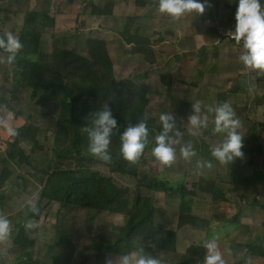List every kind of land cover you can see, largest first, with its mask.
I'll use <instances>...</instances> for the list:
<instances>
[{
    "label": "rangeland",
    "instance_id": "obj_1",
    "mask_svg": "<svg viewBox=\"0 0 264 264\" xmlns=\"http://www.w3.org/2000/svg\"><path fill=\"white\" fill-rule=\"evenodd\" d=\"M46 1L30 0L28 6L29 10L39 7L44 11H48L55 19V26L46 28L42 34V51L51 52L54 45L59 42L86 55L85 39L89 36L99 37L105 40L110 49V54L115 60L117 81L132 80L136 85L146 88L150 92L147 115L156 120V125L149 132V142L146 146L148 149H153L156 146L155 138L160 134L158 128H162L159 116L170 114V100L172 97L188 100L185 101L190 105L188 114L180 118L182 133L179 134L178 141L175 144V160L169 165H164L148 155L146 163L142 165L139 171V176H148L149 179L156 178L172 186L186 184L191 189H194V185H197L202 179L205 181L214 180L216 186L225 193V201L218 204L213 203L211 195L199 192L196 186L197 196L193 198L192 213L207 218L213 213H225L228 219H232L236 215H242V218L239 227L234 229L221 228L217 225L212 227L209 232L194 231L189 228L182 230L178 237L179 250L184 252L192 245H205L208 241L215 240L225 264H264V255L261 257L250 256L244 252L239 253L237 256L234 255V242L254 241L257 236L264 232V207L257 205L253 208L242 199L246 196L250 202L256 200L258 203H264V180L260 181L259 177L256 180L253 178L252 173L246 168L245 158H242L240 164L234 162L231 165H222L211 156V147L221 143L224 134H216L214 138H209L205 134L206 129H201L196 135H192L191 132L195 130L187 124L188 117L193 114L192 104L199 102L201 116L207 117L210 130L214 128V113L209 109H214L217 106V101H212L211 96V93L213 94L215 91L209 90L210 93L209 91L204 93V87L217 88L220 91H216L217 93L225 90L226 92L240 90L241 97L233 95L226 102L230 103L235 112V117L241 122L239 132L244 136V142L248 141L251 135L250 130L244 127L246 118L253 123L264 122V108H257L254 98V94L256 97L258 96L257 90H254L251 95L248 91L254 85V82L256 83L255 72L257 71L245 68L238 59L243 52V48L231 45L226 39L219 42L217 40L218 35L214 32L218 23L216 25L213 23L206 25L204 22L199 24L203 19L204 21L207 19L205 16L195 13L188 14L189 20L193 24L197 22L198 18L202 19V21H198L196 26V28L201 27L202 40L193 38L197 34L194 31L192 35L191 24L182 19L181 22L174 21L171 16L160 13L156 6L137 9L133 5L134 0H115L112 15H103L96 19L90 14L92 5L98 6L104 0H53L50 3ZM157 1L159 3V0ZM234 3L235 0H221L218 6L221 20L235 15L232 11ZM212 6L207 5V7ZM6 13L9 20H5ZM23 15L13 13L10 2H0V35L4 36L7 32H12L20 38V32L24 24ZM129 17L142 19L136 20L133 32L138 26L144 25L147 28L145 35L150 37L152 42H155L157 66L147 64L139 56H122L123 51L131 49L120 37V33L123 31ZM82 23L85 25L81 26ZM202 26H205L208 30H203ZM160 36L162 41L157 43ZM187 38L193 40L185 43ZM174 42L179 45L178 48H175ZM223 43L225 46H223ZM204 49L207 50L204 51ZM200 50L202 53H206L209 59H211L212 54H217V51L220 50L222 52L220 60L223 63L221 65L227 64L228 68L225 70L221 67L217 73H206L213 62L201 65V59H198L196 55V51ZM181 53L186 58L178 64L175 62L174 56L176 58V55ZM7 56L0 52V99L2 101H9V91L12 90L16 81L15 62L9 65ZM182 64L187 68V77L190 75L191 79L198 82L202 81L198 92L189 89L167 90L162 84L161 76L170 72L176 74V69ZM198 69L204 72L202 80L198 74ZM258 74L264 76V72ZM17 97L18 100L16 101L19 102L6 103L4 109L0 110L2 111L0 117L5 118L10 114L9 123L16 129L28 122L30 116L34 117V122L42 129L38 136L41 149H35L34 151L30 147L24 146V148L29 155L43 165L49 157L53 145V124L58 119L61 100L56 99L41 109L35 106L36 100L31 99L30 90L20 91ZM174 117L177 118L178 115ZM247 126L252 127V124L247 123ZM8 141H13V137L8 136L5 130L0 128V163L6 158ZM188 143L192 144L196 155L190 160H185L180 154V148ZM195 145L200 148L195 150ZM205 149H208L209 153H205ZM207 162H211V168L200 166ZM261 165H263L262 170L264 171V163ZM1 168L0 164V175ZM9 170L12 173L11 177L4 185L0 184V200L2 199L0 214L9 219L12 231L8 239L0 241V264H21L26 259L20 257V253L14 250L13 241L19 231L20 214L33 201V198L37 197L40 188L30 177L26 178L28 173H34L28 167L16 168L11 165ZM23 177L25 178L23 179ZM116 179L126 185L133 186L131 180L120 177H116ZM142 194L153 200L157 212V225L176 230L179 198H166L164 194L146 188L142 189ZM44 206L45 211L42 218L39 221H31L36 227L26 228L29 238L36 241V247L33 250L34 261L41 264H97V261L101 259L99 264H106V260L117 257H105L103 255L109 247V243H114L116 236L119 235V230L125 223L123 215L108 212L88 214L87 211H80L69 218L64 217V214H58V205L56 204L47 205V202H45ZM256 245L264 248V240L257 242Z\"/></svg>",
    "mask_w": 264,
    "mask_h": 264
},
{
    "label": "trees",
    "instance_id": "obj_2",
    "mask_svg": "<svg viewBox=\"0 0 264 264\" xmlns=\"http://www.w3.org/2000/svg\"><path fill=\"white\" fill-rule=\"evenodd\" d=\"M3 1L10 2L13 13L24 14V24L19 38L22 48L15 60L16 81L12 90L9 91V101L0 99V110L4 109L6 103H18L19 101H16L18 93L24 89L31 91V99L36 100L35 106L41 109L56 99L61 100L58 119L53 124V145L43 165L29 155L24 148V146L30 147L34 151L41 149L38 136L42 129L36 125L33 116H30L28 122L17 129L18 135L13 137V141L7 142L6 158L0 163L1 185H4L11 177L9 166L13 165L16 168L26 166L33 170L34 173H28L26 178L30 177L40 188L37 197L33 198V201L20 214L19 231L13 241L14 250L20 253V257L26 259L21 264H41L34 261L33 250L36 247V241L29 238L25 225L29 221H39L42 218L45 202L47 205L52 203L58 205V214H64V217L69 218L80 211H87L88 214L108 212L123 215L125 223L120 228L114 243H109L103 255L105 257L123 255L129 251L140 253L143 250L145 255L160 258L162 264H203L206 254L204 245H192L181 252L178 248L180 232L187 228L209 232L217 225L221 228L234 229L239 227L242 215H236L232 219H228L225 213H213L208 218L197 216L191 211L193 198L197 196L196 186L199 192L211 195L213 203L225 201V193L216 186V181L202 179L194 185V189L186 184L172 186L156 178L139 176V171L146 163L148 155L156 159L152 155V149L145 147L135 163L121 156L120 135L124 130L142 120H145L148 132L156 125V120L147 115L150 92L136 85L132 80L117 81L115 60L105 40L99 37L89 36L85 39L86 55L59 42L54 45L51 52L42 51V34L46 28L55 26L54 17L39 7L29 10L30 0H0V2ZM51 1L53 0L46 2ZM201 2L213 5L211 8L217 9L221 0H201ZM158 4L157 0H134L133 5L137 9H143L149 6L158 8ZM114 6L115 0H104L98 6L92 5L90 14L95 19L103 15L111 16ZM237 7L238 2L235 0L232 7L233 14H236ZM209 11L211 12L210 8H205L204 12ZM7 13L5 20H9ZM219 17L221 18V15ZM220 18L214 32L218 35L217 40L223 42L224 39L219 36V30L228 29L236 21L235 15L225 20ZM136 20H138L136 17L127 18L125 27L120 33L122 40L131 48L129 51H123L122 56H139L147 64L157 66L155 42L145 35L147 28L144 25L138 26L133 32ZM83 25L85 24L82 23L81 26ZM0 37L3 36L0 35ZM159 41H162L161 36L157 43ZM0 52L8 55L2 49ZM216 55H212L215 62L218 60ZM176 58L175 60L182 61L179 56ZM208 60V57L202 56L201 65L209 63ZM186 72L187 68L182 64L179 80L182 81L181 75L182 73L186 75ZM198 74L201 78L204 75L200 69ZM255 77L258 92L256 106L264 108V76L255 72ZM160 80L165 87H170L172 84L170 75H163ZM193 84L197 86L196 80ZM216 99L218 106L226 102V95L217 94ZM105 105L109 106L118 126L111 137L112 160L109 164L97 160L88 153L87 134L82 130L88 126L95 111L102 110ZM189 106V103L176 98L170 100V114L178 115L177 118L174 117L177 127L173 133H170L176 141L178 136L175 132L182 133L180 118L187 116ZM246 121L252 124V127H248ZM245 123L244 127L250 130L251 135L249 140L244 142L243 158L246 159V168L252 173L253 178L256 180L259 177L261 181L264 180L263 165H261L264 163L262 162L264 160V122L253 123L246 118ZM158 130L161 132L162 128ZM205 134L209 138L215 137L209 128L206 129ZM199 148L195 145L194 149ZM204 152L209 153V150L205 149ZM241 160L242 158H238L234 162L240 164ZM116 177L133 181V186L122 183ZM24 182L26 183L25 180ZM143 188L162 193L166 198H179L176 230L157 225L156 207L151 198L143 196ZM242 199L253 208L257 205L264 207V203H258L256 200L250 202L246 196ZM31 205L36 206L37 213H33ZM263 240L264 232L254 241L234 242V255L244 252L250 256H263L264 248L256 245Z\"/></svg>",
    "mask_w": 264,
    "mask_h": 264
},
{
    "label": "clouds",
    "instance_id": "obj_3",
    "mask_svg": "<svg viewBox=\"0 0 264 264\" xmlns=\"http://www.w3.org/2000/svg\"><path fill=\"white\" fill-rule=\"evenodd\" d=\"M238 7L235 14L236 26L234 31L227 33L237 44H242L243 52L239 56V61L245 66L259 72H264V0H237ZM207 4L201 0H159L158 11L167 14L174 19H179L185 14L195 13L202 15ZM22 48L19 38L12 32H7L0 37V49L8 53L7 63L13 64L17 53ZM255 86L248 89L249 94H253ZM214 113V128L212 134H224V139L218 145L211 147V156L220 164H232L238 158H243L244 136L239 132L241 122L235 117V112L228 102L219 104L214 109H209ZM193 114L188 117V125L192 135H196L201 129L208 128L207 117L201 116V106L197 102L192 104ZM11 115L0 118V128H3L8 136L15 137L18 130L9 123ZM159 121L162 131L155 138V147L152 155L164 165L171 164L176 158L175 144L173 138L174 130L177 127L176 119L172 114H161ZM117 120L108 105L102 110L95 111L91 116L90 123L82 130L87 134L88 153L99 161L109 164L112 160L110 153V142L114 130H117ZM179 136V132H175ZM149 132L145 120L140 121L135 126H130L120 135V154L132 163H135L148 144ZM180 154L185 160H190L196 155L191 143L180 148ZM212 167L211 162L204 165ZM33 213L38 209L31 205ZM25 227L32 229L36 225L29 221ZM12 226L9 219L0 214V241L10 237ZM142 239V237H141ZM206 254L203 264H225L215 240H210L204 245ZM106 264H162L160 258L152 255H145L143 250L140 253L129 251L126 254L118 255L114 259L106 260Z\"/></svg>",
    "mask_w": 264,
    "mask_h": 264
},
{
    "label": "crops",
    "instance_id": "obj_4",
    "mask_svg": "<svg viewBox=\"0 0 264 264\" xmlns=\"http://www.w3.org/2000/svg\"><path fill=\"white\" fill-rule=\"evenodd\" d=\"M206 8H210V10H211V12L209 11V12H204L202 15L203 16H205V18L207 19V20H205L204 21V19H203V21H202V19L201 18H198L197 19V22L196 23H193L192 24V21L191 20H189V16H188V14L187 15H184V16H182V17H180L179 19H174L173 18V20L174 21H180L181 22V19L182 20H184L185 22H187V23H189V24H191V27H192V35H193V33H194V31L196 32V34H197V36H193V38H195V39H200V40H202L203 38L201 37L203 34H201V27H198V28H196V26H197V24H198V21L199 20H201L202 22H200L199 24H203V22L204 23H206V25H210V24H214V25H216L217 23H218V19L220 18L219 16H220V12H218V8L217 9H215V8H211V7H206ZM213 11V12H212ZM212 15V16H211ZM217 16V17H216ZM146 19V18H145ZM138 20H142V19H138ZM148 20H150V19H148ZM205 25V26H206ZM205 26H202L203 27V30H208V28H206ZM216 34V33H215ZM172 35V34H171ZM193 40V39H192ZM191 40V38H187L186 40H185V43H188L189 41H192ZM216 43V42H215ZM215 43H214V45H215ZM232 45V44H231ZM174 46H175V48H178V46L179 45H177V43H175L174 42ZM223 46H225V44L223 43ZM182 47H183V45H182ZM204 48V47H203ZM207 50V49H206ZM205 49H204V51H206ZM164 51V50H163ZM218 53H217V55H216V57L218 58V60H217V62H215V61H213V58H212V55H211V59H209L208 61L209 62H213L212 63V65L210 66V68H209V71H206V73H217V71H218V69H220L221 67H223L225 70H226V68H228V66H227V64H224V65H221V64H223V63H221V57H222V52H220V50L219 51H217ZM215 54V53H214ZM225 54V53H224ZM196 55L198 56V59H201L202 58V56L204 57H207V55H206V53L204 54V53H202V51L200 50V51H196ZM177 56H179L180 58H182V61H183V59L184 58H186L182 53L181 54H179V55H177ZM227 58H229V57H227ZM174 59H176L175 58V56H174ZM181 61V62H182ZM175 62L176 63H178V64H180L181 62H179V61H177V60H175ZM181 66L182 65H180L179 66V68H177L176 69V74L175 73H169V74H167V75H170L171 76V79H172V84H171V86L170 87H165V89H167V90H186V89H189V90H193V92H198V90H200V88H201V82L202 81H196V84H197V86H194V84H193V79H191V78H189V77H187L185 74H183L182 73V81L181 80H179V77H180V72H181ZM185 66V65H184ZM201 69V68H200ZM202 72H203V70H202ZM204 73V72H203ZM205 73V74H206ZM239 74V73H238ZM260 75V74H259ZM186 76V77H185ZM201 80L203 79V77L202 78H200ZM211 80H215V79H211ZM181 85V86H180ZM254 86H255V89L254 90H257V86H256V83L254 82ZM236 88L238 87V86H235ZM224 89V88H223ZM215 91V92H213V94L211 93V96H212V101H217V99H216V95L217 94H225L226 95V101H229V98H231L233 95L234 96H236V97H241L242 95L241 94H239L240 93V90H234V91H232L231 90V92H229V91H227L226 92V90L225 91H221V93H217L216 91H218V92H220L217 88H207V87H204V89H203V91H204V93H206V91ZM210 91H209V93H210ZM224 92V93H223ZM172 98H175L174 96L172 97ZM176 98H178L179 100H182V101H188V100H184L183 98H180V97H176ZM254 98H255V101H256V95L254 94Z\"/></svg>",
    "mask_w": 264,
    "mask_h": 264
},
{
    "label": "built area",
    "instance_id": "obj_5",
    "mask_svg": "<svg viewBox=\"0 0 264 264\" xmlns=\"http://www.w3.org/2000/svg\"><path fill=\"white\" fill-rule=\"evenodd\" d=\"M235 26L236 23L232 24L228 29L226 30H219V36H221L222 39H226L227 41H229L230 43H233L235 45L241 46L242 44H237L234 40H232L231 38L228 39L227 33H229L230 31H234L235 30Z\"/></svg>",
    "mask_w": 264,
    "mask_h": 264
}]
</instances>
